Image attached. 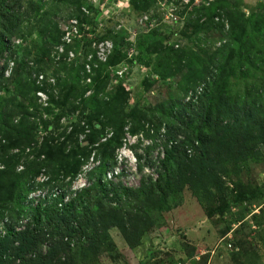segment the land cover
I'll return each instance as SVG.
<instances>
[{
	"label": "trees",
	"instance_id": "16d2710c",
	"mask_svg": "<svg viewBox=\"0 0 264 264\" xmlns=\"http://www.w3.org/2000/svg\"><path fill=\"white\" fill-rule=\"evenodd\" d=\"M40 1L30 4L29 9L35 14ZM71 1V21L80 29L84 24L79 20V16L84 17L80 12L83 8L79 0ZM128 3L134 12L143 14L148 9L146 0ZM179 4L180 14H184V29L206 34L216 32L222 43L207 61L199 59L203 64L199 83L191 87L192 95L179 104L177 116L182 130L178 131L177 126L164 131L162 161H169L176 154L187 157V151L189 154L193 151L191 157L195 162L216 161L209 150L213 141H221L232 153L231 159L244 158L246 140L240 134L233 135L232 128L237 127L240 133L247 128L253 132L257 129L258 136L264 140V93L261 91L264 87V9L257 8L243 18L225 0H202L198 4L186 0ZM25 13H20V0H0V264H79L84 253L98 250L97 244L105 235L103 218L114 220L121 213L118 208L104 207L99 201L90 209V199L102 194L106 185L111 184L106 176L113 175L114 155L121 146L123 130L126 126L133 128L132 122L126 121V92L122 83L116 80L109 85L106 72L119 64L122 57L114 46L101 62L94 53L89 58L81 57V62H76L73 56L68 58L72 41L65 39L64 32L54 23L55 12H44L36 14L34 38L22 49L19 58L12 37L17 33L20 19H25L22 16ZM148 54L154 56L153 70L161 79L177 74L180 68L189 69L198 58L193 51L174 46L161 49L158 44ZM53 61L60 65L56 63V68L66 69L65 75L58 76L61 72L58 69L56 76L50 78L51 87L43 81L34 85L31 78L42 80V66ZM231 80L241 83V91L233 97L228 92ZM31 92L42 94L45 101L37 104L38 99L29 97ZM219 99L225 103L233 101L234 107L227 106L226 110L233 112L234 122L222 125L217 119L216 100ZM74 113V121L60 127L63 141L59 144L52 141L51 127L59 126L62 118ZM93 122L98 124V130L92 128ZM40 132L44 136L38 139ZM177 132L182 135L181 139H176ZM79 136L85 145L78 144ZM64 142L71 147L67 151L62 150ZM35 145L40 150L35 159L41 155L42 163L33 160L20 163L21 157L10 155L13 151L26 152L23 158H27L28 150ZM88 160L95 165L84 170L86 185L70 190ZM58 174L67 181L55 186L52 177ZM42 186H50L42 197H35L36 201L26 199L24 192L33 193ZM151 188L159 189L155 183ZM127 193L129 190L121 189L122 196ZM145 194V199L159 208L157 195ZM22 220L24 225L16 228V222ZM72 233L79 236L77 244L72 243Z\"/></svg>",
	"mask_w": 264,
	"mask_h": 264
},
{
	"label": "rangeland",
	"instance_id": "374dc122",
	"mask_svg": "<svg viewBox=\"0 0 264 264\" xmlns=\"http://www.w3.org/2000/svg\"><path fill=\"white\" fill-rule=\"evenodd\" d=\"M128 1L79 0L83 8L80 12L85 17L79 16L84 23L80 29L71 21V0H41L36 12L41 15L55 12L54 23L64 32V38L72 41L68 58L73 56L76 62H81V57L86 55L89 58L94 53L96 60L101 62L114 46L122 57L119 64L106 72L109 85L116 80L122 83L126 92V121L132 122L133 128L126 126L123 130L121 146L114 155L113 175L106 176L111 184L106 185L102 194L90 199V209H94L95 202L99 201L102 206L118 208L121 213L114 220L103 218L105 235L97 244L98 250L84 253L78 263L264 264V140L260 139L259 131L247 128L240 133L237 127L232 128L233 135L240 134L246 140L244 158L231 159L232 153L225 145L213 141L209 150L216 161L195 162L196 159L191 157L193 151L190 154L187 151V157L176 154L169 161H162L166 143L164 131L177 129V126L180 127L178 131L182 130L181 119L177 116L179 104L192 95L191 87L199 83L202 67L199 59L207 61L221 40L216 32L206 34L184 29V14H180L179 2L186 0H146L148 9L143 14L132 11ZM200 1L194 0L197 4ZM225 1L243 18L257 8L264 9V0ZM35 2L20 0V13L28 15L22 14L25 19H20L17 33L12 37L19 58L22 49L35 35L37 17L29 9ZM156 44L161 49L174 46L193 51L198 60L195 59L189 69L180 68L177 74L161 79L153 70L154 56L148 54ZM57 61L42 66L44 76L42 80L32 77L34 85L43 81L51 87L50 78L56 76L58 69L61 71L58 76L65 75L66 69L58 68ZM60 61L67 63L66 60ZM240 91L241 83L236 80L228 83L231 97ZM261 91L264 93V87ZM29 97L38 99L37 104L45 101L43 95L36 92H31ZM216 102L217 119L222 125L234 122L233 112L226 110L227 106L234 107L233 101L225 103L219 99ZM75 115H67L59 126L51 127L49 132H54L49 135L52 141L57 144L63 141L60 127L74 121ZM42 117L47 120L44 115ZM182 125L187 127L185 121ZM92 128L98 130V124L93 122ZM177 133L176 139H181L182 135ZM41 136L44 134L40 132L38 139ZM82 140L83 137L79 136L80 146L85 145ZM70 148L66 142L62 145V150ZM28 152L30 156L27 158H23L26 152L13 151L10 155L21 157L20 163L27 164L30 160L44 162L39 161L41 155L35 159L40 152L38 145ZM92 165L95 164L88 160L81 167L70 190L86 185L84 170ZM52 181L58 186L66 183L67 178L58 174L52 177ZM153 183L158 185L160 195L158 190H152ZM49 187L42 186L33 193L24 192V195L27 200L36 201L35 197H42ZM60 189L64 190L63 187ZM121 189L129 190L127 196L121 195ZM149 192L157 195L159 208L145 199V193ZM18 222L15 227L21 229L24 221ZM70 236L72 243L79 242L77 234Z\"/></svg>",
	"mask_w": 264,
	"mask_h": 264
}]
</instances>
